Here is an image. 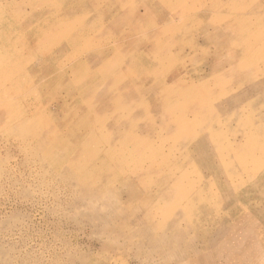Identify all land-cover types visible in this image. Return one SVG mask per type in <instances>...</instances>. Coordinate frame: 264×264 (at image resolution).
<instances>
[{"label": "rangeland", "instance_id": "374dc122", "mask_svg": "<svg viewBox=\"0 0 264 264\" xmlns=\"http://www.w3.org/2000/svg\"><path fill=\"white\" fill-rule=\"evenodd\" d=\"M0 51V264H264V0H0Z\"/></svg>", "mask_w": 264, "mask_h": 264}, {"label": "bare ground", "instance_id": "6f19581e", "mask_svg": "<svg viewBox=\"0 0 264 264\" xmlns=\"http://www.w3.org/2000/svg\"><path fill=\"white\" fill-rule=\"evenodd\" d=\"M169 1V0H168ZM204 1V0H203ZM53 2V1H52ZM51 2V3H52ZM62 2V1H61ZM54 3V2H53ZM82 3V2H81ZM89 3V2H88ZM51 5V4H50ZM95 5V4H94ZM147 5V4H146ZM155 5H158V4H155ZM161 5V4H160ZM163 7V6H162ZM134 8V7H133ZM45 9V8H44ZM128 9V8H127ZM174 9V8H173ZM39 10V9H38ZM37 10V11H38ZM191 10V9H190ZM203 10V9H202ZM179 11V10H178ZM189 11V10H188ZM204 11V10H203ZM170 12V11H169ZM196 12V11H195ZM206 12V11H205ZM261 12V11H260ZM263 12V11H262ZM120 13V12H119ZM175 13V12H174ZM218 13V12H217ZM102 14V13H101ZM200 14V13H199ZM52 15V14H51ZM54 15H56V12L53 14V17H54V19H50L49 18V16L47 17V19H44L43 20V25H42V28L40 29L39 28V30H40V37H39V39H38V43H37V54L39 55L40 54V58H42L41 56L43 55V58L41 59V60H43L42 62H47V61H50V59H47V57H49L50 56V58H53L52 56H57V54H61V52H62V48L63 47H60V45L62 44L61 43V40L62 39H64V37H65V35H63V36H60V38L58 37V35H59V33H58V35L57 34H55L54 33V31H55V29L57 28L56 26H58L59 24H60V20H61V18L60 17H58V18H56ZM201 15V14H200ZM31 16V15H30ZM109 16V15H108ZM118 16V15H117ZM174 16H175V14H174ZM206 16V15H205ZM129 17V16H128ZM127 17V18H128ZM171 17V16H170ZM169 17V18H170ZM182 17V16H181ZM187 17H188V14L186 15V14H183V22H180L181 23V25H177V24H172L170 27H168L167 29H166V31H164V32H166V33H168V32H171V33H176V32H179L180 31V29L186 24V22H187ZM126 18V19H127ZM27 19V18H26ZM203 19V18H202ZM115 20H116V18H115ZM30 21V20H29ZM103 21V20H102ZM106 21V20H105ZM108 21H110V20H108ZM127 21V20H126ZM206 21V20H205ZM218 21V20H217ZM162 22V21H161ZM128 23V22H127ZM245 24V23H244ZM38 25V24H37ZM110 25V24H109ZM169 25V24H168ZM226 27H227V29L229 28V29H231V30H233V28H232V25H230L228 22H226L225 24H224ZM39 26H41V25H39ZM38 26V27H39ZM20 27V26H19ZM56 27V28H55ZM112 27V26H111ZM118 27V26H117ZM164 27V26H163ZM71 28V27H70ZM93 28V27H92ZM165 29V28H164ZM94 30V29H93ZM119 31V30H118ZM160 31V30H159ZM184 31V30H183ZM23 32V31H22ZM38 32V31H37ZM37 32H35V34L37 33ZM116 32V31H115ZM163 32V33H164ZM181 32H182V30H181ZM6 33V32H5ZM34 33V32H33ZM72 33V32H71ZM155 33V32H154ZM161 33V32H160ZM162 33V34H163ZM25 34H26V32H25ZM29 34V33H28ZM42 34V35H41ZM134 34V33H133ZM157 34V33H156ZM4 36V35H3ZM70 36H72V35H66V37H65V39H67L68 37H70ZM139 36V35H138ZM137 36V37H138ZM5 37V36H4ZM3 37V38H4ZM17 37V36H16ZM36 37V36H35ZM38 37V36H37ZM111 37V36H110ZM134 37V36H133ZM161 35H160V37L158 36V38H157V42H156V45H157V47L158 46H160L159 45V40L161 39ZM107 38H109V37H107ZM34 39V38H33ZM132 39V38H131ZM109 40V39H108ZM108 40H107V42H108ZM137 40V39H136ZM2 41H5V40H2ZM11 41V40H10ZM36 41V40H35ZM105 41V40H104ZM128 41H130V40H128ZM138 41V40H137ZM14 42V41H13ZM25 42H26V40H25ZM67 42V41H66ZM70 44H73V36L71 37V39L68 41ZM95 42V41H94ZM138 42H141L140 40L138 41ZM35 43V42H34ZM106 43V42H105ZM104 42L103 43H101V42H99L98 44H96V46H95V48H98V47H106ZM130 43V42H129ZM142 43V42H141ZM141 43H140V45H141ZM150 43V42H149ZM33 44V43H32ZM131 44V43H130ZM135 44H136V42H135ZM139 44V43H138ZM146 44V43H145ZM155 44V43H154ZM166 45H164V46H162V47H159V48H157V51H156V57L157 58H161L162 59V57L165 55V52L169 49V44L170 43H168V45H167V43H165ZM198 44V43H197ZM120 45V44H119ZM143 45V44H142ZM155 45V46H156ZM196 45V44H195ZM130 46V45H129ZM144 46V45H143ZM143 46H141V47H143ZM153 46V45H152ZM34 47V46H33ZM83 47H85V50H91V49H93V45H91V43H87V45L86 46H83ZM115 47V46H114ZM139 47V46H138ZM147 47V46H146ZM151 49H152V47H150ZM60 49V50H59ZM101 49V48H100ZM98 49L97 51L98 52H102L103 50H105V48L104 49ZM114 49H116V48H114ZM125 49H127V48H125ZM96 50V49H95ZM131 50V49H130ZM154 50V49H153ZM114 51V50H113ZM150 51V50H149ZM3 51H0V55H1V53H2ZM110 52V51H109ZM123 52V51H122ZM145 53V52H144ZM111 54V53H110ZM94 55H97V57L99 58V56H101V54L100 55H98L96 52L94 53ZM134 55V54H133ZM91 56V55H90ZM89 56V57H90ZM123 56V55H122ZM135 56V55H134ZM1 57V56H0ZM9 57H10V59L12 60V55L9 53ZM124 57H125V55H124ZM155 57V58H156ZM190 57V56H189ZM86 58H88V57H86ZM137 58V57H136ZM156 58V59H157ZM90 59V58H89ZM38 60V59H37ZM40 60V59H39ZM57 60V59H56ZM51 61H55V60H52L51 59ZM111 62H112V60H111ZM185 62V61H184ZM23 63V62H22ZM44 63V64H45ZM57 63V62H56ZM113 63V68L114 69H121V65H120V63H118V64H116V63H114V62H112ZM47 64V63H46ZM30 65H32V64H30ZM72 65H73V63H72ZM186 65V64H185ZM17 66V69H25V67H23L22 66V64H21V61H18V62H12V63H10V65L9 66H7V67H5V74L8 72L7 70L9 69V70H11V68H15ZM184 66V65H183ZM178 68V67H177ZM185 68V67H184ZM37 69V68H36ZM36 69H34V70H36ZM123 69H124V67H123ZM187 69V68H186ZM69 70V69H68ZM128 71H127V73H125V72H123V73H117L116 74V79L118 80V81H123L124 79H126V78H128V77H130V78H133L132 77V75H133V69H132V67H129L128 69H127ZM3 71V72H4ZM70 71V70H69ZM178 72V71H177ZM170 73V72H169ZM42 74V73H41ZM181 74V73H180ZM177 75V74H176ZM128 76V77H127ZM166 76V75H165ZM129 79V78H128ZM136 79L138 80V81H140L141 80V78H139L138 76L136 77ZM176 79V78H175ZM130 80V79H129ZM177 80V79H176ZM131 81V80H130ZM155 81V80H154ZM56 82V81H55ZM23 85H22V87L18 90V92H23V91H25V90H27V89H29V88H31L32 86H33V80L31 79H24L23 80ZM32 83V84H31ZM172 83V82H171ZM36 84V83H35ZM58 84H60V83H58ZM26 85V86H25ZM143 84H141L140 83V86H142ZM160 85H164L163 87H162V89L161 90H164L168 85H167V82H159L157 85H156V88H158ZM24 86V87H23ZM38 86V85H37ZM58 86V85H57ZM176 86V85H175ZM150 87V86H149ZM148 87V88H149ZM154 87L155 86H152V91L154 90ZM55 88H53V90H54ZM143 89H145V87H143ZM147 89V88H146ZM44 90V89H43ZM35 92V91H34ZM17 93V92H16ZM16 93H14L13 95H16ZM36 93V92H35ZM51 94H52V92H51ZM10 96H12V95H7V96H4V98L5 99H8V98H10ZM158 97H162V96H167V97H169L170 95H169V93H165V92H161L160 94H158L157 95ZM1 97V96H0ZM54 97V96H53ZM55 97H56V95H55ZM53 100V99H52ZM58 100V99H57ZM57 100H56V102H57ZM55 101V100H54ZM59 101V100H58ZM6 103H8L7 101H5ZM4 103V102H3ZM3 103H1L0 104V106H4V105H7V104H3Z\"/></svg>", "mask_w": 264, "mask_h": 264}]
</instances>
